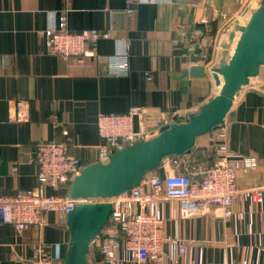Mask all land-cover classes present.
I'll return each instance as SVG.
<instances>
[{
	"label": "crops",
	"instance_id": "0c3cea01",
	"mask_svg": "<svg viewBox=\"0 0 264 264\" xmlns=\"http://www.w3.org/2000/svg\"><path fill=\"white\" fill-rule=\"evenodd\" d=\"M134 7L128 15L125 0H0V195L40 185L35 152L42 143H64L85 165L96 161L100 114L140 106L146 108L148 125L153 127L160 121H185L217 93L219 87L210 73H188L191 66L175 46V28L209 17L212 33L218 36L214 50L218 64L223 45L229 44L230 51L234 48L235 40L230 39L234 27L233 21L213 18V11L234 17L242 5L236 0H140ZM64 8L71 30H111L115 37L89 43L81 60L52 53L45 47L43 32L56 25ZM247 18L245 14L238 20L243 23ZM124 50L129 68L123 75L111 74L108 63L95 55ZM255 79L261 89H243L224 123L228 158L237 169L242 191L231 205V214L223 215L215 207L183 219L174 199L146 209L165 221L160 257L164 264H264V201L256 203L249 193L253 187H264V68ZM20 100L29 110L25 121L12 117ZM220 131L197 137L190 153L167 159L152 175L216 163ZM245 156H255L258 166L244 170ZM44 192L54 190L46 186ZM171 238L192 242L181 254ZM69 242L66 217L56 211L45 213L41 226L22 231L0 222V264H30L38 248L48 257L64 260ZM116 256L119 264H139L122 248ZM88 264H104L98 242L90 244Z\"/></svg>",
	"mask_w": 264,
	"mask_h": 264
},
{
	"label": "built area",
	"instance_id": "2783aa9c",
	"mask_svg": "<svg viewBox=\"0 0 264 264\" xmlns=\"http://www.w3.org/2000/svg\"><path fill=\"white\" fill-rule=\"evenodd\" d=\"M263 1L236 0L243 7L238 16L230 17L226 11L216 9L213 11V18L232 22L242 15H248L247 11L256 8ZM138 2L140 0H125V12L132 15L135 11L134 5ZM67 12L68 9L64 8L56 25L43 32L45 47L52 53L66 59L77 57L81 60L88 52L89 43L94 45L100 39L115 37L111 30H71ZM175 32L174 42L180 56L190 66H203L211 74L213 67L217 65L214 50L215 41L218 39L217 35L212 34L211 19L204 16L195 25H177ZM95 55L99 61L108 63L111 74L123 75L128 72L127 51ZM246 87L261 89L255 78H251ZM12 117L16 121L29 119L26 101L20 100L16 103ZM147 118L146 108L140 106H133L123 113L100 114L97 124L101 143L98 145L97 160L105 161L115 151L157 135L164 125L163 122L150 127ZM224 123L218 128L221 129L220 135L223 138L216 149V163H198L190 170L172 171L165 176L150 175L139 186L112 200L110 219L91 242L99 243L104 264H119L116 252L121 248L128 251L139 264H164L160 257L166 240L165 221L161 216L146 210L164 199L178 202L179 216L183 219L199 216L215 207L221 209L223 215L231 214V205L242 191L237 185V169L228 158L227 128ZM35 157L40 185L19 190L13 195H0V222L12 225L17 231L28 226H41L44 214L50 211L59 212L66 217L73 201L68 198L67 193L61 195L57 191L79 174L85 165L64 143L57 141L40 144ZM170 158L175 159L176 156ZM257 166L258 159L255 156L243 158L244 170ZM144 185H148L149 190H145ZM46 186L52 188L54 193L46 194ZM249 193L256 203L264 201V187H253ZM169 240L178 247L181 254L185 253L187 245L192 242L183 238ZM30 264H63V260L48 257L38 248Z\"/></svg>",
	"mask_w": 264,
	"mask_h": 264
},
{
	"label": "water",
	"instance_id": "95a60500",
	"mask_svg": "<svg viewBox=\"0 0 264 264\" xmlns=\"http://www.w3.org/2000/svg\"><path fill=\"white\" fill-rule=\"evenodd\" d=\"M247 13L245 22H232L234 48L230 51L224 44L223 55L211 71L219 87L214 96L185 121L164 124L157 135L127 145L105 161L88 163L73 177L67 190L73 206L66 215L70 242L63 264H88L90 244L108 223L112 200L139 186L168 158L190 153L196 138L218 129L250 79L259 76L264 68V1ZM188 73L205 76L206 71L191 66Z\"/></svg>",
	"mask_w": 264,
	"mask_h": 264
},
{
	"label": "trees",
	"instance_id": "16d2710c",
	"mask_svg": "<svg viewBox=\"0 0 264 264\" xmlns=\"http://www.w3.org/2000/svg\"><path fill=\"white\" fill-rule=\"evenodd\" d=\"M213 34V33H212ZM182 155V154H180ZM84 163V161H82ZM199 162H203V161H199ZM71 180L68 181L67 183H65L58 191H57V194H61V195H64L67 193V190H68V187H69V184H70Z\"/></svg>",
	"mask_w": 264,
	"mask_h": 264
}]
</instances>
